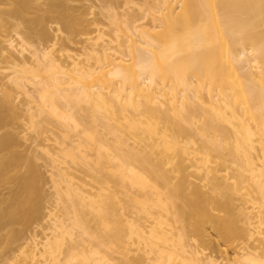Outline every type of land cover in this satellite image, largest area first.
<instances>
[{
  "label": "bare ground",
  "instance_id": "1",
  "mask_svg": "<svg viewBox=\"0 0 264 264\" xmlns=\"http://www.w3.org/2000/svg\"><path fill=\"white\" fill-rule=\"evenodd\" d=\"M5 127L13 259L264 264V0H0Z\"/></svg>",
  "mask_w": 264,
  "mask_h": 264
},
{
  "label": "rangeland",
  "instance_id": "2",
  "mask_svg": "<svg viewBox=\"0 0 264 264\" xmlns=\"http://www.w3.org/2000/svg\"><path fill=\"white\" fill-rule=\"evenodd\" d=\"M71 4H74V2H70ZM63 28V27H62ZM63 30V29H62ZM65 31V30H63ZM80 44H77V46H79ZM13 129L17 130V131H22L25 130L26 126H21V125H13L12 126ZM9 127H5V128H1L0 129V135L3 134L6 131H9ZM28 130H27V134H28ZM29 136V134L27 135V137ZM32 136V135H30ZM29 138V137H28ZM29 140V141H28ZM26 140L25 142L23 141V143H21L18 147H17V151L19 152H25L28 149V144L30 143V138ZM40 163H42L41 161H39ZM42 168V167H41ZM44 171L45 169L42 168ZM46 176V183H44V189L46 190L47 193H49L51 191V187H50V181L48 182L47 179V173L45 174ZM12 181L10 180H6L4 182L0 183V195H5L8 191L9 188L12 186ZM53 198H49L46 202H45V206H52L51 203H53ZM51 204V205H50ZM41 224L43 225V221L39 220L37 222H33L31 223L28 227H23L22 224L20 223H15L14 224V229L16 230H21L22 231V236L20 238H17L15 240H13L9 246H6L4 241L0 242V264H25L26 262L24 260H22V257H19L18 259H13L12 256L17 253L16 252V248L21 245L24 241L25 237H29L32 235H36V239L37 240H41L43 237L42 233L43 232H47V230L43 229V226H41ZM5 231V229L0 231V234H2Z\"/></svg>",
  "mask_w": 264,
  "mask_h": 264
}]
</instances>
